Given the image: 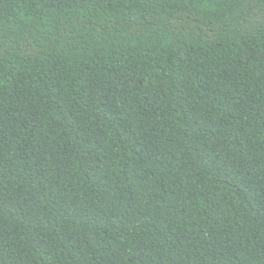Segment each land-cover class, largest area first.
Instances as JSON below:
<instances>
[{
  "label": "trees",
  "instance_id": "trees-1",
  "mask_svg": "<svg viewBox=\"0 0 264 264\" xmlns=\"http://www.w3.org/2000/svg\"><path fill=\"white\" fill-rule=\"evenodd\" d=\"M0 264H264V0H0Z\"/></svg>",
  "mask_w": 264,
  "mask_h": 264
}]
</instances>
